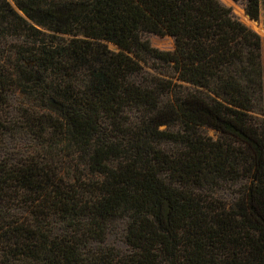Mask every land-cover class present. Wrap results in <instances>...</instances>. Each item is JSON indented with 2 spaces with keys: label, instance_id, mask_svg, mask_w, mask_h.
<instances>
[{
  "label": "trees",
  "instance_id": "16d2710c",
  "mask_svg": "<svg viewBox=\"0 0 264 264\" xmlns=\"http://www.w3.org/2000/svg\"><path fill=\"white\" fill-rule=\"evenodd\" d=\"M12 1L0 3V97L39 87L60 109L45 132L85 153L92 178L0 161L3 264H264L261 37L219 0ZM233 1L264 20V0ZM117 222L126 254L85 251Z\"/></svg>",
  "mask_w": 264,
  "mask_h": 264
},
{
  "label": "rangeland",
  "instance_id": "374dc122",
  "mask_svg": "<svg viewBox=\"0 0 264 264\" xmlns=\"http://www.w3.org/2000/svg\"><path fill=\"white\" fill-rule=\"evenodd\" d=\"M2 0H0L1 3ZM12 6V0H6ZM223 5L231 8L234 16L247 27L255 31L262 39V54L264 66V20H251L245 12V6L242 2L233 0H219ZM151 45L159 50L169 51L174 48L173 38L147 35ZM112 49L116 50L113 46ZM7 48L5 54L7 53ZM15 55L13 56V58ZM25 93L20 90H12L6 96L0 97V121L6 126L7 131L0 137V161H7L11 164L21 163L30 160H42L43 164L51 167L58 177L66 182L74 183L78 172L84 174V180H89L92 175L87 168V155L85 153L70 149L64 144V140L59 137H52L51 130L42 125L45 116H57L60 109L48 99L45 95H40L43 91L36 86L26 87ZM262 114H255L264 120V101ZM101 135L103 138L111 140H121L114 132L103 124ZM204 133L216 139L218 135L213 131L206 129ZM168 144H166L167 146ZM171 147V146H167ZM239 185H228L223 190L216 193L221 199H230L239 191ZM56 230L62 232L64 225L61 221L53 222ZM125 224L122 222L115 223L106 239L102 242H92L90 247L85 251L98 253L99 255H124L128 252L124 238ZM65 234V233H61ZM6 258L1 255L0 247V264H3Z\"/></svg>",
  "mask_w": 264,
  "mask_h": 264
},
{
  "label": "water",
  "instance_id": "95a60500",
  "mask_svg": "<svg viewBox=\"0 0 264 264\" xmlns=\"http://www.w3.org/2000/svg\"><path fill=\"white\" fill-rule=\"evenodd\" d=\"M255 21V20H254Z\"/></svg>",
  "mask_w": 264,
  "mask_h": 264
}]
</instances>
